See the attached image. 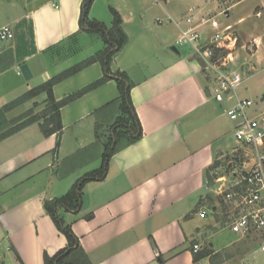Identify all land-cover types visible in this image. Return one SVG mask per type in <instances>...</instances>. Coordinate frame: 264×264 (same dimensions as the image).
I'll return each instance as SVG.
<instances>
[{"label":"crops","instance_id":"crops-1","mask_svg":"<svg viewBox=\"0 0 264 264\" xmlns=\"http://www.w3.org/2000/svg\"><path fill=\"white\" fill-rule=\"evenodd\" d=\"M97 2L91 5L90 17L111 26L110 8L121 16L127 42L113 55L109 68L126 73L131 81L130 98L142 133L110 156L104 178L84 184L77 212L59 210L64 223L91 264H249L258 248L256 241L248 246L237 235L216 247L210 234L223 227L217 219L218 206L207 202L206 196L208 173H213L211 167L229 145V102L205 93L208 82L202 61L192 49L184 53L179 46L177 52L171 49L179 34L175 22L183 26L184 17L217 19L223 14L226 21L219 22L230 29L244 18L227 21L235 4L221 9L219 0H182V10L166 7L161 0H107L105 9L96 8ZM81 3L24 0L22 14L10 22L14 38L1 51L24 43L25 52L0 72V80L7 74L16 79L0 86V103L32 88L20 72L23 63L28 64L31 78L37 76L42 82L68 70L52 74L45 66L36 71L30 60L41 55L52 58L55 51L92 33L79 26ZM153 7L161 16L147 21ZM168 17L175 21H166ZM262 35L254 39L256 49L262 38L264 43ZM234 44L231 40L224 47L229 49L224 56L228 54L231 61L238 57V48L230 49ZM104 46L103 41L74 66ZM103 74L99 62L88 64L57 82L53 96L61 99ZM118 95L115 80L107 79L60 108V132L44 135L33 122L0 140V264H44L45 253L51 256L66 246V236L44 203L65 194L79 177L101 165L109 125L119 112L113 102ZM34 103L39 104L35 109L39 112L46 94L15 109ZM97 122L101 123L98 138ZM206 208L212 217L201 216Z\"/></svg>","mask_w":264,"mask_h":264},{"label":"built area","instance_id":"built-area-1","mask_svg":"<svg viewBox=\"0 0 264 264\" xmlns=\"http://www.w3.org/2000/svg\"><path fill=\"white\" fill-rule=\"evenodd\" d=\"M167 20L175 21L171 17ZM183 21V26L175 22L179 34L174 45H188L200 58L209 95L218 102H229L226 115L234 125L235 146L230 153L219 157L212 191L222 196L230 207L227 227L240 238L255 240L264 254V111L255 107L253 99L237 93L243 77L238 71L228 69L229 55L220 54L228 41L236 39L230 33V25L222 26L209 16L198 20L187 16ZM204 25L210 29H201ZM13 38L12 26L0 27V49ZM218 166L228 174H218ZM206 213V210L200 212L203 216ZM198 249L199 244H193V250Z\"/></svg>","mask_w":264,"mask_h":264},{"label":"trees","instance_id":"trees-1","mask_svg":"<svg viewBox=\"0 0 264 264\" xmlns=\"http://www.w3.org/2000/svg\"><path fill=\"white\" fill-rule=\"evenodd\" d=\"M93 1L82 0L79 26L87 32L98 33L102 37L105 46L85 61L45 80L17 98L0 106V140L33 122L39 124L44 135H50L55 132H60L62 129L60 118V108L62 106L94 89L107 79L112 78L117 84L119 95L113 102L117 104L119 112L115 120L109 125V131L111 133L107 140L104 141L101 165L79 177L65 194L46 200L44 203L46 212L67 238L66 246L58 250L55 254L51 256L46 253L44 254V264H91L81 248L77 236L73 233L71 227L64 223L59 210L63 209L74 213L77 212L81 207L84 184L91 180H101L104 178L110 156L124 145L138 140L142 133L139 119L137 118L130 98L131 81L126 73L122 71L111 72L109 68L113 55L127 42V35L122 28L121 16L116 9L111 7L112 25L108 27L102 21L89 16ZM24 46V43L18 44L15 49H8L5 52L1 51L3 48L0 49V72L11 66L14 58L18 57L24 51ZM93 62H99L102 65L104 70L102 77L74 92L66 94L61 99H55L53 96V86L57 82ZM41 93L46 94V105L40 113L29 111L16 118L9 119L7 117V114L13 109ZM100 124L97 122L95 127L97 138L101 135L100 132L98 133ZM216 167L217 163L211 167V170H215ZM214 176L215 171L212 174L208 173V182ZM209 199H211L210 196Z\"/></svg>","mask_w":264,"mask_h":264},{"label":"rangeland","instance_id":"rangeland-1","mask_svg":"<svg viewBox=\"0 0 264 264\" xmlns=\"http://www.w3.org/2000/svg\"><path fill=\"white\" fill-rule=\"evenodd\" d=\"M106 1L107 0H98L96 8H101L102 5V8L105 9L104 6ZM161 1L164 5H166V7H175L178 10H182L185 8L182 4V0H170L168 4H166L165 0ZM118 2H120V0H118ZM23 3L24 0H0V26L2 24L10 25V22H12L14 19H17L23 12ZM148 3H150V0H148ZM219 3H221V9L223 7L235 4L229 10L231 13V17L227 19V21L244 18V20L238 22V24L232 25V28L230 29L231 33H233V36H235L236 38L235 44L230 49L233 50L235 47H237L238 57H235L233 61H230L228 63V69L238 71L243 77V82L238 87L237 93L241 97H249L253 99L256 103L255 107L261 111H264V49L262 47L264 44L263 38L261 41H259L260 48L256 49V43L254 42V39L257 36L264 34V0H219ZM157 9L158 8L153 7L150 11L147 12V21H156L157 16H161L159 10ZM109 15V21H111L112 13ZM184 18H182L181 21H183ZM216 18L218 21H226L225 15L223 14L216 15ZM21 21H25V19ZM166 21L168 20L166 19ZM231 23H233V21H231ZM107 25L110 26V22L107 23ZM262 37H264V35H262ZM102 44L103 39L98 33H85L76 42L68 44L70 47L62 50H57L52 53V58L41 55L31 59L30 64L36 71L37 69L47 66L48 68H50L49 70H51L52 74H56L60 71L69 69L76 63L93 54L94 51H97L102 46ZM179 49L184 53L189 52L191 50V47L188 45H183L179 46ZM228 50V48H224L220 50V54L223 56ZM10 75L11 74H7L6 76H3L2 80H0V86L3 87L4 85L7 86L9 82H16L14 76ZM25 82L27 81L25 80ZM28 82L32 84L31 87H34L39 85L42 82V79H39L37 78V76H35L29 79ZM262 97L263 99L261 100ZM10 101L11 99H7V101L5 102ZM3 103H0V105ZM45 105L42 106L41 110H43ZM29 106V104H24L18 109H13L7 114V117L9 119H12L18 117L19 115L26 114L29 111H35L39 104L34 103L32 104V106H30V108H28ZM40 111L38 113H40ZM229 128V145L227 146L228 149H225L224 154L230 153L235 145L233 137L234 125L232 121L230 122ZM219 163L220 162H218L217 165ZM212 172H214V170ZM222 173L228 174V172L224 170L223 167H219L218 174ZM213 184L214 181L212 178L208 183V193L206 196V200L210 204L218 206L219 213L217 215V219H219L220 226H223L219 227L216 233H214V231L210 232V234L213 235L211 237V241H213L217 247L221 244L223 245L227 243L237 235L233 233L226 225V221L229 218L231 210L230 207L222 199V196L214 195V192L212 191V188L214 186ZM209 196L212 200L209 199ZM206 209V216L209 218L212 217L213 212H211L208 208ZM241 240L245 241L248 246H252V244L255 242V240L251 238H241ZM255 250L256 252H254L253 256H251L249 264H264V254L259 250V248Z\"/></svg>","mask_w":264,"mask_h":264},{"label":"water","instance_id":"water-1","mask_svg":"<svg viewBox=\"0 0 264 264\" xmlns=\"http://www.w3.org/2000/svg\"><path fill=\"white\" fill-rule=\"evenodd\" d=\"M171 49L177 52L176 46H171ZM20 72L25 80H29L32 77V72L27 63H23L19 66ZM205 93L209 94L208 88H205Z\"/></svg>","mask_w":264,"mask_h":264}]
</instances>
